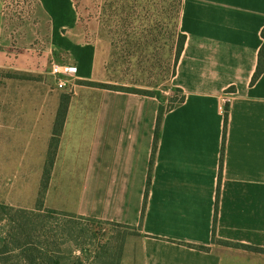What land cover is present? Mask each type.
I'll return each instance as SVG.
<instances>
[{"label": "crops", "instance_id": "0c3cea01", "mask_svg": "<svg viewBox=\"0 0 264 264\" xmlns=\"http://www.w3.org/2000/svg\"><path fill=\"white\" fill-rule=\"evenodd\" d=\"M32 1L39 32L49 46L72 56L78 80L106 82L110 45L87 38L74 0ZM180 16L186 41L170 83L184 99L162 116L146 198L162 99L91 87L82 93L95 102L69 103L48 165L45 204L137 227L142 264H264V253L212 240L214 228L216 240L264 248V72L251 83L264 0H183ZM10 43L0 25V68L16 67ZM17 60L16 68H29ZM60 96L48 111L38 91L36 101L11 102L6 95L0 158L6 148V157H20L28 138L42 150L43 174Z\"/></svg>", "mask_w": 264, "mask_h": 264}, {"label": "rangeland", "instance_id": "374dc122", "mask_svg": "<svg viewBox=\"0 0 264 264\" xmlns=\"http://www.w3.org/2000/svg\"><path fill=\"white\" fill-rule=\"evenodd\" d=\"M74 2L79 24L86 30L87 38L92 41H105L110 45L109 58L104 65L107 83L158 94L165 109L179 102L182 95L171 85L170 79L176 68L175 49L181 33L179 21L182 9L175 15L170 10L172 0ZM34 9L32 0H0V25L11 42L10 57L14 56L10 61L13 66L18 67V58L21 64L29 67L21 70L16 67L0 68V108L5 103L7 94L11 102H27L29 97L36 101L35 93L38 91L41 109L49 111L58 101L59 94L67 93L55 88L49 69L52 61L69 62L73 58L67 52L49 46L45 34L39 32L41 27H38L34 17ZM76 61L83 70L78 56ZM91 90V86L85 84L84 80L77 79L74 90L68 93L71 95L70 102L77 104L80 98L95 102V96L90 98L82 93L92 92ZM22 145L24 150L20 157H6V148L4 157L0 158V206L9 205L30 210L35 209L41 196L43 174L38 164L41 162L42 150L34 149L28 138H25ZM0 151H4L3 145ZM47 159L48 157L45 158V169L49 165ZM47 188L43 194L45 206L43 210L37 211L35 225L30 226H35L30 240L39 252L46 251L60 264H142L141 235L137 227L51 213L52 209L64 210L45 204ZM75 192L72 196H75ZM10 219L11 216L0 207V252L4 248ZM18 221L23 223V220L15 216L13 225ZM16 238L11 245L13 247L18 244V240L20 243L24 241L23 235L18 234ZM221 243L218 240L213 241V244ZM225 245L244 248L234 244ZM17 247H14V254L20 252ZM1 258L0 254V263Z\"/></svg>", "mask_w": 264, "mask_h": 264}, {"label": "trees", "instance_id": "16d2710c", "mask_svg": "<svg viewBox=\"0 0 264 264\" xmlns=\"http://www.w3.org/2000/svg\"><path fill=\"white\" fill-rule=\"evenodd\" d=\"M172 7H170V10H173L175 15H177L182 9V0H172ZM76 6V5H75ZM77 9V8H76ZM261 37H262V45L259 49L258 52V62H257V68L253 74V77L251 79V83H254L259 76L264 72V27L261 30ZM186 41V35L184 33H180L178 35V40L176 42V49H175V59H174V64L176 65L179 57L182 53L184 44ZM85 84L91 87H96V88H101V89H109V90H114V91H122V92H129V93H135V94H141V95H146V96H155L158 99L159 95L154 94L153 92L150 91H143V90H137V89H128V88H123V87H116L112 86L111 84L107 82H98V81H84ZM177 91H181L180 89L176 88ZM181 93V92H180ZM182 95V94H181ZM184 99V96H181L179 102H177L175 105H171L168 108H164L162 104L159 105L158 109V115H157V121H156V126H155V132H154V141H153V149H152V154H151V159H150V164H149V171H148V176H147V184H146V190H145V198L148 194V189H149V184H150V177H151V171L154 163V156H155V151L158 143V137L160 133V124H161V119L166 110L174 108L176 105L180 104ZM71 100V95L64 93L61 94L60 100H59V106L57 110V114L55 117L54 121V127H53V136L51 137L50 144H49V150L47 154V161L50 164H52L56 149L59 143V137L61 135V131L63 128L64 121L66 119L67 115V109L69 106ZM226 127H227V117H225L224 121V137L226 133ZM50 178V173L48 169H45L43 173V179H42V189H41V196L39 200L37 201L35 209H26V208H15L13 206L9 205H1L0 207L2 210L8 215L11 216L10 222H9V227L6 231V237L4 239V248L1 250L0 254L2 255V261L0 264H60V262L57 259H54L52 256H50L49 253L46 251L42 253L37 250V248L34 246V242L30 240L33 236V231H35V226L34 228H30L31 225H35L34 222V217H37L36 213L37 211L43 210V198H44V191L47 188L48 180ZM51 213L55 214H62L64 216L70 217V218H86L84 216H79L76 214H71L63 211H57V210H50ZM143 211H144V205L142 206V211H141V220L143 217ZM12 213L14 215H12ZM19 217V219L23 220V223L20 221L15 222L17 224L13 225L14 222V217ZM216 222V216L214 218V225ZM124 225V224H123ZM127 227H133V226H128ZM140 227V226H139ZM20 230V232H18ZM24 236V241L22 243L19 242L18 244L14 247H17L19 249L18 254H14V247L11 246L14 244L16 241V237L18 234ZM212 240L215 241V235H214V228H213V236ZM222 243L225 244H232L230 242L218 240ZM189 247L192 248H197L199 250H208V247L206 246H197L195 244L187 243L186 244ZM235 246H242L246 249H253L254 251H258L261 253H264V248H257L253 246H247V245H239V244H234Z\"/></svg>", "mask_w": 264, "mask_h": 264}, {"label": "built area", "instance_id": "2783aa9c", "mask_svg": "<svg viewBox=\"0 0 264 264\" xmlns=\"http://www.w3.org/2000/svg\"><path fill=\"white\" fill-rule=\"evenodd\" d=\"M49 73L53 77L56 89L64 90L67 93H71L74 90L78 79V69L75 63L52 61ZM228 101L229 99H224L219 106V111L223 114L226 113L225 104Z\"/></svg>", "mask_w": 264, "mask_h": 264}]
</instances>
